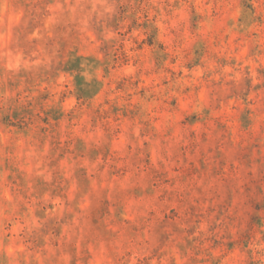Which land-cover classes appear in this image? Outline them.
Segmentation results:
<instances>
[{
    "label": "rangeland",
    "instance_id": "1",
    "mask_svg": "<svg viewBox=\"0 0 264 264\" xmlns=\"http://www.w3.org/2000/svg\"><path fill=\"white\" fill-rule=\"evenodd\" d=\"M76 5L0 0V264H110L146 233L176 264H264L261 0H162L172 27L96 51Z\"/></svg>",
    "mask_w": 264,
    "mask_h": 264
},
{
    "label": "clouds",
    "instance_id": "2",
    "mask_svg": "<svg viewBox=\"0 0 264 264\" xmlns=\"http://www.w3.org/2000/svg\"><path fill=\"white\" fill-rule=\"evenodd\" d=\"M161 3L162 0H77L76 7L82 17L80 30L89 38L88 43L93 51L98 50L103 44L112 42H115L117 46L120 43L131 46L130 37L137 33L135 29L133 32L127 33V28L133 20L137 21L136 29L140 27L139 22L145 19H147L149 28L153 24H156L161 31L166 27H172L167 23L168 18L163 14ZM261 4L264 5V0H261ZM155 9H160L159 15ZM153 16H156L155 21L152 20ZM94 19L98 27L96 29L87 27L89 21ZM114 24H118L119 27H114ZM67 55L69 64H75L79 59H82L77 55L75 46H72ZM221 223L222 218L219 215L205 219L195 232V236L202 237V234L208 236L211 234L210 230L219 227ZM252 247L261 250L260 261H264V240ZM110 250V264H176L177 253L173 252L171 248L165 252H158L150 233L144 234L130 245L113 243ZM186 262L187 257H182L180 264H186Z\"/></svg>",
    "mask_w": 264,
    "mask_h": 264
}]
</instances>
